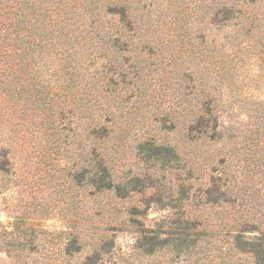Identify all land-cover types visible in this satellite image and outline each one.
I'll use <instances>...</instances> for the list:
<instances>
[{
  "label": "rangeland",
  "instance_id": "rangeland-1",
  "mask_svg": "<svg viewBox=\"0 0 264 264\" xmlns=\"http://www.w3.org/2000/svg\"><path fill=\"white\" fill-rule=\"evenodd\" d=\"M0 19V264H264V0Z\"/></svg>",
  "mask_w": 264,
  "mask_h": 264
},
{
  "label": "trees",
  "instance_id": "trees-1",
  "mask_svg": "<svg viewBox=\"0 0 264 264\" xmlns=\"http://www.w3.org/2000/svg\"><path fill=\"white\" fill-rule=\"evenodd\" d=\"M0 3L2 4V0H0ZM2 8L4 9V14H12L13 15V3L6 1L5 4H3ZM8 17V16H6ZM2 20V19H0ZM13 25L12 22L7 23V22H1L0 21V38H3L4 41H7L6 38L8 39H13V28H11V26ZM3 32V35H2ZM8 45H6L4 47V50H0V53L2 52L3 54L1 55H7V54H11L13 56V44L10 43V41L8 40L7 42ZM1 45H0V49H1ZM3 61H7V60H3ZM13 64V60L10 62ZM93 259L89 258L87 260V262H85L84 264H90L92 262Z\"/></svg>",
  "mask_w": 264,
  "mask_h": 264
}]
</instances>
